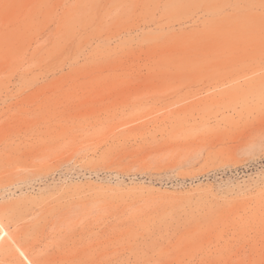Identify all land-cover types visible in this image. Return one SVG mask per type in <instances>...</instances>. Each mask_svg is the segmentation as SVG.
<instances>
[{
	"label": "rangeland",
	"instance_id": "obj_1",
	"mask_svg": "<svg viewBox=\"0 0 264 264\" xmlns=\"http://www.w3.org/2000/svg\"><path fill=\"white\" fill-rule=\"evenodd\" d=\"M0 221V264H264V0H0Z\"/></svg>",
	"mask_w": 264,
	"mask_h": 264
},
{
	"label": "bare ground",
	"instance_id": "obj_2",
	"mask_svg": "<svg viewBox=\"0 0 264 264\" xmlns=\"http://www.w3.org/2000/svg\"><path fill=\"white\" fill-rule=\"evenodd\" d=\"M0 227H1V231H0V242L2 240V238L4 237V235L6 234V230L4 229L1 221H0ZM21 253L24 255V253L21 251ZM25 258L28 260V258L25 256ZM29 264H32L29 260H28Z\"/></svg>",
	"mask_w": 264,
	"mask_h": 264
}]
</instances>
